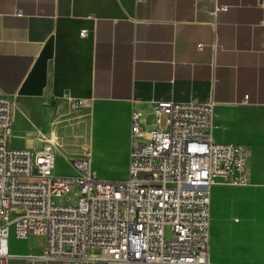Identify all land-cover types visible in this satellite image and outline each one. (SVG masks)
Instances as JSON below:
<instances>
[{"label":"crops","instance_id":"0c3cea01","mask_svg":"<svg viewBox=\"0 0 264 264\" xmlns=\"http://www.w3.org/2000/svg\"><path fill=\"white\" fill-rule=\"evenodd\" d=\"M0 93L16 103L13 148L52 136L57 175L87 153L105 180L127 177L133 110L148 129L157 101H214V141L249 146L251 186L264 185V0H0ZM223 187L250 186L215 185L212 202ZM214 228L212 264H264L213 257ZM45 243L11 236L9 264H68L30 257Z\"/></svg>","mask_w":264,"mask_h":264},{"label":"built area","instance_id":"2783aa9c","mask_svg":"<svg viewBox=\"0 0 264 264\" xmlns=\"http://www.w3.org/2000/svg\"><path fill=\"white\" fill-rule=\"evenodd\" d=\"M228 10L217 5L212 13ZM69 101L73 111L92 107L89 99ZM215 107L157 101L148 129L143 113L133 110L127 177L105 180L87 153L70 159L75 174L57 175L60 144L52 136H42L38 150L13 148L16 103L0 93V264L13 257L11 236L32 235L46 243L30 257L46 261L212 264L213 186L252 185V149L214 141ZM74 189V205L53 202Z\"/></svg>","mask_w":264,"mask_h":264},{"label":"rangeland","instance_id":"374dc122","mask_svg":"<svg viewBox=\"0 0 264 264\" xmlns=\"http://www.w3.org/2000/svg\"><path fill=\"white\" fill-rule=\"evenodd\" d=\"M71 118V117H69ZM69 175L75 174L70 161L57 162ZM56 173V169H55ZM77 189L64 197H53L56 204H75ZM212 255L224 260L264 261V185L248 188L217 189L212 202ZM166 236L172 237L169 228ZM36 244L43 238L33 236Z\"/></svg>","mask_w":264,"mask_h":264}]
</instances>
